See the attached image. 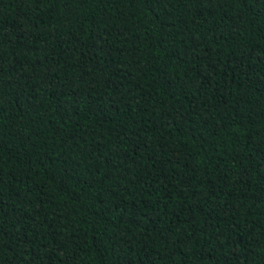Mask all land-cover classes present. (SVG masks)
Listing matches in <instances>:
<instances>
[{"label":"trees","instance_id":"1","mask_svg":"<svg viewBox=\"0 0 264 264\" xmlns=\"http://www.w3.org/2000/svg\"><path fill=\"white\" fill-rule=\"evenodd\" d=\"M0 264H264V0H0Z\"/></svg>","mask_w":264,"mask_h":264}]
</instances>
